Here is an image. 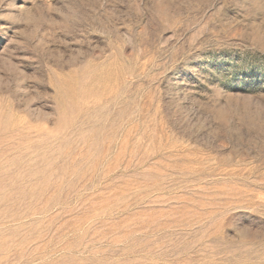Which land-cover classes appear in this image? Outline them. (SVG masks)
<instances>
[{
  "label": "rangeland",
  "instance_id": "1",
  "mask_svg": "<svg viewBox=\"0 0 264 264\" xmlns=\"http://www.w3.org/2000/svg\"><path fill=\"white\" fill-rule=\"evenodd\" d=\"M0 264H264V0H0Z\"/></svg>",
  "mask_w": 264,
  "mask_h": 264
}]
</instances>
